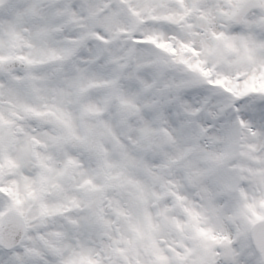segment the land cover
Listing matches in <instances>:
<instances>
[{
	"label": "snow or ice",
	"instance_id": "6c2138e0",
	"mask_svg": "<svg viewBox=\"0 0 264 264\" xmlns=\"http://www.w3.org/2000/svg\"><path fill=\"white\" fill-rule=\"evenodd\" d=\"M0 264H264V0H0Z\"/></svg>",
	"mask_w": 264,
	"mask_h": 264
}]
</instances>
